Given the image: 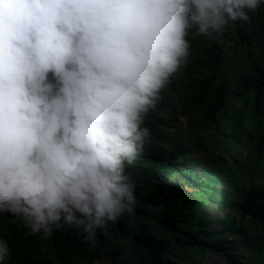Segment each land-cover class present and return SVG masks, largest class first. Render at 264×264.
I'll use <instances>...</instances> for the list:
<instances>
[{
  "label": "clouds",
  "instance_id": "obj_1",
  "mask_svg": "<svg viewBox=\"0 0 264 264\" xmlns=\"http://www.w3.org/2000/svg\"><path fill=\"white\" fill-rule=\"evenodd\" d=\"M263 11L264 0H0V218L44 237L81 229L88 243L122 224L137 204L125 166L154 157L142 151L157 143L152 118L181 103V83L167 101L159 90L189 73L196 41L218 36L230 56L232 31ZM7 255L0 237V264Z\"/></svg>",
  "mask_w": 264,
  "mask_h": 264
},
{
  "label": "trees",
  "instance_id": "obj_2",
  "mask_svg": "<svg viewBox=\"0 0 264 264\" xmlns=\"http://www.w3.org/2000/svg\"><path fill=\"white\" fill-rule=\"evenodd\" d=\"M217 37L210 38L215 44L196 41L189 74L170 77L158 92L167 101L173 86L183 85L181 105L152 118L157 143L142 151L154 157L125 166L135 184L134 214L98 228L92 243L81 229L30 235L1 217L0 237L10 246L6 263L203 264L205 256L221 255L243 264L242 253L250 252L264 264V175L256 182L245 172L256 159L264 173V11L232 31L230 56L218 49ZM182 117H188L185 132ZM240 141L249 143L247 154L234 151ZM223 145L225 151H216ZM255 226L262 234L252 237Z\"/></svg>",
  "mask_w": 264,
  "mask_h": 264
},
{
  "label": "rangeland",
  "instance_id": "obj_3",
  "mask_svg": "<svg viewBox=\"0 0 264 264\" xmlns=\"http://www.w3.org/2000/svg\"><path fill=\"white\" fill-rule=\"evenodd\" d=\"M217 149L226 150L227 146L217 147ZM246 154V152H245ZM235 168H238L239 166L236 164H233ZM245 172L247 176H250L251 179H256L259 176H262V170L260 168L259 162L256 159L251 160L248 165L245 167ZM120 219L123 220V216H120ZM249 234L251 232L249 231ZM203 264H228L227 260L221 256V255H209L205 256L204 263Z\"/></svg>",
  "mask_w": 264,
  "mask_h": 264
},
{
  "label": "bare ground",
  "instance_id": "obj_4",
  "mask_svg": "<svg viewBox=\"0 0 264 264\" xmlns=\"http://www.w3.org/2000/svg\"><path fill=\"white\" fill-rule=\"evenodd\" d=\"M232 40H233V39H232ZM253 54H255V53L253 52ZM223 63H224V62H223ZM193 67H194V66H193ZM192 71H193V70H192ZM188 74H189V73H188ZM188 78H189V77H188ZM188 78H187V79H188ZM190 79H191V78H190ZM190 81H191V80H190ZM180 105H181V104H180ZM218 159H219V158H218ZM152 195H153V194H152ZM152 195H151V196H152ZM159 205H160V204H159ZM151 207H152V206H151ZM123 220H124V219H123ZM223 225H224V224H223ZM31 241H32V240H31ZM16 250H17V249H16Z\"/></svg>",
  "mask_w": 264,
  "mask_h": 264
}]
</instances>
